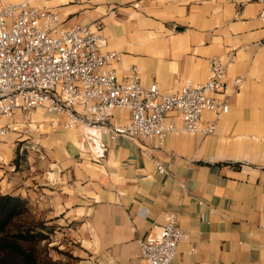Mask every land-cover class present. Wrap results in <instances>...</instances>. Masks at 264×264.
Masks as SVG:
<instances>
[{
	"label": "crops",
	"instance_id": "0c3cea01",
	"mask_svg": "<svg viewBox=\"0 0 264 264\" xmlns=\"http://www.w3.org/2000/svg\"><path fill=\"white\" fill-rule=\"evenodd\" d=\"M31 3L58 13L65 27L99 26L107 40L101 51L120 53L112 64L119 79L136 67L143 85L157 83L163 93L189 79L204 81L213 56L230 62L222 95L230 109L212 135L171 133L162 141L105 136L104 158L80 151L81 131L66 128V117L34 110L31 120L42 127L23 138L45 158L31 149L20 152V133L11 132L0 144V194L73 222L76 264L136 263L139 240L154 235L171 211L187 233L173 264H264V22L258 0ZM169 119L181 125L176 112ZM129 120L128 109L115 110L114 124Z\"/></svg>",
	"mask_w": 264,
	"mask_h": 264
},
{
	"label": "built area",
	"instance_id": "2783aa9c",
	"mask_svg": "<svg viewBox=\"0 0 264 264\" xmlns=\"http://www.w3.org/2000/svg\"><path fill=\"white\" fill-rule=\"evenodd\" d=\"M258 2L264 22V0ZM106 42L99 26L65 27L58 13L31 0L0 1V144L18 132L20 152L31 149L44 159L42 150L23 138L42 127L31 120L37 109L66 117V128L81 131L80 151L97 158L108 151L105 136L162 141L171 133H216L217 121L230 109L229 99L222 96L229 86L230 62L213 56L204 81L189 79L163 93L157 83L143 85L136 67L120 80L112 66L120 53H103ZM242 83L241 77L234 80L236 88ZM116 109L130 111L126 124L112 122ZM172 112L179 115L180 126L169 119ZM17 113L21 120H15ZM185 238L178 213L167 212L154 235L139 240L134 264H173Z\"/></svg>",
	"mask_w": 264,
	"mask_h": 264
},
{
	"label": "rangeland",
	"instance_id": "374dc122",
	"mask_svg": "<svg viewBox=\"0 0 264 264\" xmlns=\"http://www.w3.org/2000/svg\"><path fill=\"white\" fill-rule=\"evenodd\" d=\"M29 207H26L27 210L14 220L11 229L18 233L25 230L39 231L41 235L38 236L39 239L37 240H20V243L33 250L41 264L78 263L79 242L73 233L76 228L74 223L64 222L63 215L51 217L47 208L39 210ZM1 258H5L8 264H23L22 260L10 251H0Z\"/></svg>",
	"mask_w": 264,
	"mask_h": 264
},
{
	"label": "trees",
	"instance_id": "16d2710c",
	"mask_svg": "<svg viewBox=\"0 0 264 264\" xmlns=\"http://www.w3.org/2000/svg\"><path fill=\"white\" fill-rule=\"evenodd\" d=\"M26 201L16 195L0 194V251L14 253L23 264H41L35 252L24 247L20 240H37L41 234L29 230L18 233L11 229L14 220L27 210ZM42 232V231H40ZM8 264L5 258L0 259V264Z\"/></svg>",
	"mask_w": 264,
	"mask_h": 264
}]
</instances>
